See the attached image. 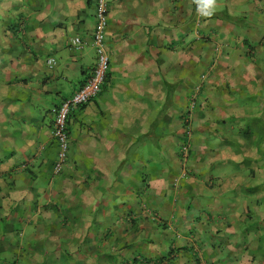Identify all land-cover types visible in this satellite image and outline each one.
Listing matches in <instances>:
<instances>
[{"label": "crops", "instance_id": "0c3cea01", "mask_svg": "<svg viewBox=\"0 0 264 264\" xmlns=\"http://www.w3.org/2000/svg\"><path fill=\"white\" fill-rule=\"evenodd\" d=\"M107 1V77L55 174L95 1L0 0V264H264V112L242 106L264 105V0Z\"/></svg>", "mask_w": 264, "mask_h": 264}, {"label": "built area", "instance_id": "2783aa9c", "mask_svg": "<svg viewBox=\"0 0 264 264\" xmlns=\"http://www.w3.org/2000/svg\"><path fill=\"white\" fill-rule=\"evenodd\" d=\"M94 1L95 26L92 34V45L95 50V64L93 70L83 85L71 97L64 100L57 108L52 109L54 116L52 135L58 145L57 160L53 167L55 174H58L62 170L67 159L69 150L67 121L71 110L87 104L98 95L106 80L109 69V56L105 45L108 25V1ZM70 43L76 50H81L82 43L78 38H74ZM48 64L54 65V60H48ZM183 149H186L185 146Z\"/></svg>", "mask_w": 264, "mask_h": 264}, {"label": "clouds", "instance_id": "9594fccd", "mask_svg": "<svg viewBox=\"0 0 264 264\" xmlns=\"http://www.w3.org/2000/svg\"><path fill=\"white\" fill-rule=\"evenodd\" d=\"M198 15L210 19L217 8V0H194Z\"/></svg>", "mask_w": 264, "mask_h": 264}, {"label": "rangeland", "instance_id": "374dc122", "mask_svg": "<svg viewBox=\"0 0 264 264\" xmlns=\"http://www.w3.org/2000/svg\"><path fill=\"white\" fill-rule=\"evenodd\" d=\"M260 101L261 100H253V99L242 100V106H244V108L247 110V114H248V116L246 118H244L245 120L251 118L252 112H255V113L264 112V105L261 106ZM254 120L256 122H259L256 118ZM229 171L231 172L232 170L230 169ZM248 224H250L248 226V227H250L253 223H248Z\"/></svg>", "mask_w": 264, "mask_h": 264}]
</instances>
